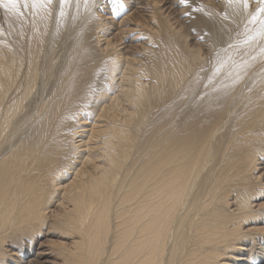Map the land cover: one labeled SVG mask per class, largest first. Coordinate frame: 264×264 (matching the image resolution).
I'll return each mask as SVG.
<instances>
[{"label": "bare ground", "instance_id": "1", "mask_svg": "<svg viewBox=\"0 0 264 264\" xmlns=\"http://www.w3.org/2000/svg\"><path fill=\"white\" fill-rule=\"evenodd\" d=\"M219 1L209 57L174 0L0 4V264L53 200L62 264H264V0Z\"/></svg>", "mask_w": 264, "mask_h": 264}, {"label": "rangeland", "instance_id": "2", "mask_svg": "<svg viewBox=\"0 0 264 264\" xmlns=\"http://www.w3.org/2000/svg\"><path fill=\"white\" fill-rule=\"evenodd\" d=\"M179 1V2H178ZM194 1V2H193ZM205 1V2H204ZM204 1H202V0H186V2H182V0H174V2H175V6H174V8L177 10V11H179V12H177V14L175 13V16L176 15H178V16H176L175 18H177L178 20L176 21V22H180V26H181V28H180V30H179V34H182L183 35V33L185 34V38H186V40H185V44L186 45H188V47H190V48H195L196 47V42H198V43H200L201 41H202V45L204 46L203 47V50H202V52L203 51H205V52H203L204 53V55H208V57L211 55V51L212 50H214V49H217L218 47H221L222 45H223V43L226 41V39H227V37L228 36H231V34H232V31H230V30H226V23H224V22H226V20L223 18V17H221L222 19H220L221 20V24H219V25H217V24H215L214 22H213V19H212V14L211 13H213V12H218L219 10H220V8H222V10H220L219 12H218V15L219 16H222V15H224V13H225V7L223 8V6H222V4H221V1H219V0H204ZM216 1V2H218V6L220 7H218L217 6V4H216V2L214 3V2ZM177 2V3H176ZM197 2H199V3H197ZM202 2V3H201ZM203 2L206 4V5H204L203 4ZM208 2V3H207ZM210 2V3H209ZM178 3H182V5H180V4H178ZM199 4H200V6H199ZM212 4H214L213 6H212ZM202 5V6H201ZM210 5V6H209ZM205 7V8H204ZM179 8H181L182 9V11L179 9ZM196 8V9H195ZM203 8L206 10V15H204V14H200L202 11H204L203 10ZM216 8H218V9H216ZM207 9H208V12L210 11V15L208 14V12H207ZM212 9H216L215 11H213V12H211V10ZM3 9H2V7L0 6V29H1V26L3 27V21H1V20H4V18H3ZM180 12H182L181 14H180ZM180 14V15H179ZM172 16H171V20L172 21H174L175 19H173V14H171ZM199 16H201V18H203L205 21H207L208 20V22H213L214 23V28L210 31V33L209 34H206V33H204V30L202 31V30H200L199 31V29L196 27V23H198V21L200 20V17ZM167 17H170V16H167ZM182 19V20H181ZM211 20V21H210ZM1 22H2V24H1ZM202 23V22H201ZM149 25H151V24H149ZM207 27V25L206 24H203L202 23V26H201V28H206ZM237 30V29H236ZM227 31H229V32H227ZM183 32V33H182ZM3 37V34H0V40H3L2 39V37ZM194 37H195V39H194ZM143 39H141L139 42H143L142 41ZM208 40V41H207ZM225 40V41H224ZM196 41V42H195ZM208 42V43H207ZM210 43V50H209V47H208V45L207 44H209ZM144 44V43H143ZM143 44H141V45H143ZM205 44V45H204ZM145 45V44H144ZM152 47H154V45L152 44L151 45ZM262 157V158H261ZM261 157H259V161L257 160V166H259V162H264L263 160H264V155L262 154V156ZM262 159V160H261ZM261 166V165H260ZM259 166V167H260ZM70 179V178H69ZM68 179V180H69ZM262 193V194H261ZM259 195H261V196H259ZM259 195H257L256 196V200L254 201V202H256V203H258V202H260V201H264V190L263 191H261L260 192V194ZM55 204H57V202L55 201V200H53V203H51L50 204V209H55V211L56 212H53V214L51 213V215H53L52 217L57 221H55L51 216L49 217V218H51V219H49L48 218V221H46V224H44V226L43 227H41L40 228V232H39V234H38V232L37 233H35L34 235L33 234H24V235H22L21 237H22V242H20L19 243V245H15V246H13L14 248V251L12 252V251H10V252H12V254H14V252L18 249L19 250V248L21 247V246H24V245H26V243L27 244H29V241H30V243H31V245H33V243H36L37 242V244H38V242L40 241L41 242V240L43 241V242H41V243H47V244H49V246H50V250H51V252H52V256H50V257H47L46 258V255L44 256L45 257V261H49V262H45L44 264H55L56 262H58L57 264H62L61 263V261H60V258H59V254H57V251H58V246H67V247H69V248H71L72 246V240L74 241V240H76V238H77V236L76 235H74V234H72V233H68L67 235L65 234V233H63L62 231H60V229H63V226L61 225V224H63V222H61V218L63 219V216L62 217H59V215L61 216V214H59V212L61 213V210L62 209H64L63 208V206L61 207V209H57L56 210V208H55ZM54 205V206H53ZM68 205V204H67ZM66 205V206H67ZM59 211V212H58ZM58 212V213H57ZM62 212H63V210H62ZM59 214V215H58ZM56 216H58V217H56ZM258 216H260L259 217V219H258ZM264 216L262 215H257V217H256V219L254 218V217H251V218H249L248 220H250V221H248L247 220V222H250L248 225L246 224H243V226L245 225V226H247V227H249V226H253V227H258V226H261V227H264V218H263ZM59 218V219H58ZM254 218V219H253ZM261 218V219H260ZM56 222H54V221ZM58 220L60 221V223L61 224H58ZM255 222H254V221ZM51 221V222H50ZM253 223H252V222ZM257 221V222H256ZM259 221H261V222H259ZM52 223L53 224H55V226H53L52 225ZM49 224V225H48ZM50 224H51V226H50ZM57 224V225H56ZM251 224V225H250ZM50 228V229H49ZM38 235V236H37ZM254 236V235H253ZM68 237V238H67ZM20 237H18V239H16V242H18L20 239H19ZM24 238V239H23ZM26 238V239H25ZM9 240V239H8ZM24 240H25V242H24ZM26 240H29V241H26ZM33 242V243H32ZM51 244V245H50ZM58 244V246H56ZM59 244H61V245H59ZM62 244H64V245H62ZM70 244V245H69ZM5 247L7 246V245H4ZM17 247V248H16ZM51 247H53V248H51ZM8 248H10L9 246H8ZM54 249V250H53ZM9 252V253H10ZM20 255V254H19ZM26 254L24 253V254H21V256H22V258L24 259V258H26L28 255H26ZM13 256H15V255H13ZM57 257H58V259H57ZM8 259H9V257H7ZM6 258V261L8 260ZM28 259H29V257H27ZM26 258V259H27ZM4 260V259H3ZM53 262V263H52ZM3 263H5V262H3Z\"/></svg>", "mask_w": 264, "mask_h": 264}, {"label": "snow or ice", "instance_id": "3", "mask_svg": "<svg viewBox=\"0 0 264 264\" xmlns=\"http://www.w3.org/2000/svg\"><path fill=\"white\" fill-rule=\"evenodd\" d=\"M45 0H33V6H36L38 3H44ZM48 3H51L52 0H47ZM68 0H60V4L63 5L67 3ZM182 2H186V0H182ZM18 3V0H0V4H3L6 7H11L12 9L16 8V5ZM112 3L115 5H119L120 7H123L122 0H112ZM260 11H264V9H260Z\"/></svg>", "mask_w": 264, "mask_h": 264}]
</instances>
